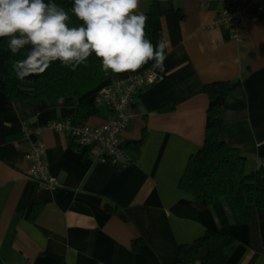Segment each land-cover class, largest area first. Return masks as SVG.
Segmentation results:
<instances>
[{
    "label": "crops",
    "instance_id": "0c3cea01",
    "mask_svg": "<svg viewBox=\"0 0 264 264\" xmlns=\"http://www.w3.org/2000/svg\"><path fill=\"white\" fill-rule=\"evenodd\" d=\"M223 8V0H139L140 11L153 13L151 42L163 38L169 46L163 72L150 61L108 82L158 74L135 96V117L122 133L131 160L121 168L76 145L71 131L49 127L72 118L80 99L11 100L0 87V264H175L181 244L208 230L233 240L206 264H264L263 209L253 206L252 220L238 224L224 197L207 203L180 186L205 142V85L212 82L228 83L223 140L240 149L248 174L264 160V12L246 18L236 37L229 24L214 23ZM5 39L0 70L7 64ZM98 94L83 99L96 101ZM98 107L88 124L112 116ZM38 140L60 181L56 188L28 175L25 154Z\"/></svg>",
    "mask_w": 264,
    "mask_h": 264
},
{
    "label": "trees",
    "instance_id": "16d2710c",
    "mask_svg": "<svg viewBox=\"0 0 264 264\" xmlns=\"http://www.w3.org/2000/svg\"><path fill=\"white\" fill-rule=\"evenodd\" d=\"M46 3L49 0H45ZM69 13V26H79V21L71 9L74 0H51ZM146 36L150 39V24L153 13L147 14ZM7 51V64L0 70V87L11 100H29L39 102L48 99L60 102L68 97L80 99L76 114L72 120L87 123L90 116L99 113V104L95 100H84L91 91H99L115 77L111 70H102L101 59L93 53L84 64L74 70L53 62L43 73L32 78L19 80L15 76L13 62L24 58L26 49L12 54L8 49V38L3 43ZM228 83L212 82L205 85L210 97L208 109L209 122L206 127L203 146L191 155L180 186L195 200L207 203L216 202L224 197L238 224H246L252 220V207L264 210V160L255 171H245V157L239 148L229 145L223 140L226 128L223 104ZM141 143V142H139ZM126 146V144H123ZM119 168L123 166H117ZM39 211L35 208L34 217ZM233 238L216 230H208L191 243L180 246V254L175 264H206L221 253ZM207 247L208 253L203 254L202 248Z\"/></svg>",
    "mask_w": 264,
    "mask_h": 264
},
{
    "label": "clouds",
    "instance_id": "9594fccd",
    "mask_svg": "<svg viewBox=\"0 0 264 264\" xmlns=\"http://www.w3.org/2000/svg\"><path fill=\"white\" fill-rule=\"evenodd\" d=\"M71 11L79 26L70 27L69 13L51 0H0V38L14 55L28 49L14 65L17 79L43 74L55 61L74 70L93 53L105 72H136L150 61L164 71L168 42L147 38L139 0H74Z\"/></svg>",
    "mask_w": 264,
    "mask_h": 264
},
{
    "label": "built area",
    "instance_id": "2783aa9c",
    "mask_svg": "<svg viewBox=\"0 0 264 264\" xmlns=\"http://www.w3.org/2000/svg\"><path fill=\"white\" fill-rule=\"evenodd\" d=\"M224 8L216 17L215 25L229 24L236 37L242 30V23L251 15L264 12V0H223ZM158 74L154 70L133 74L127 79H116L104 86L98 94L96 102L107 106L112 116L100 125L77 123L72 118L53 121L49 127L55 130L71 131L76 145L87 149L91 156L108 160L116 166H126L130 157L125 152L122 133L135 117V96L139 89L155 82ZM40 129H37L39 132ZM30 161L28 175L40 181L46 188L60 186L57 177L49 172L47 150L45 144L38 140L25 154Z\"/></svg>",
    "mask_w": 264,
    "mask_h": 264
}]
</instances>
